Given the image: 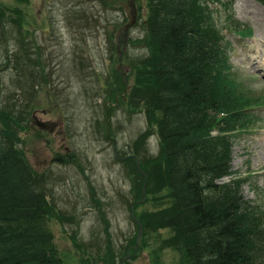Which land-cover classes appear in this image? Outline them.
I'll return each mask as SVG.
<instances>
[{
    "label": "rangeland",
    "instance_id": "rangeland-1",
    "mask_svg": "<svg viewBox=\"0 0 264 264\" xmlns=\"http://www.w3.org/2000/svg\"><path fill=\"white\" fill-rule=\"evenodd\" d=\"M159 1L0 0V135L45 198L59 264H180L172 229L141 225L169 203L150 106ZM207 1L230 42L231 81L258 101L233 141V175L218 183L241 175L245 199L264 206V4ZM228 15L251 36L231 30Z\"/></svg>",
    "mask_w": 264,
    "mask_h": 264
},
{
    "label": "trees",
    "instance_id": "trees-1",
    "mask_svg": "<svg viewBox=\"0 0 264 264\" xmlns=\"http://www.w3.org/2000/svg\"><path fill=\"white\" fill-rule=\"evenodd\" d=\"M151 13L150 106L159 113L169 203L141 217V225L147 229L156 219L172 229L180 264H264V206L245 199L241 175L218 183L233 175V141L254 121L258 101L231 81L230 42L207 0H160ZM233 18L227 16V26L251 36ZM6 138L0 135V264H59L44 226L45 198Z\"/></svg>",
    "mask_w": 264,
    "mask_h": 264
},
{
    "label": "water",
    "instance_id": "water-1",
    "mask_svg": "<svg viewBox=\"0 0 264 264\" xmlns=\"http://www.w3.org/2000/svg\"><path fill=\"white\" fill-rule=\"evenodd\" d=\"M131 4H133V1L131 2ZM133 12H134V9H133ZM134 22H135V19H130L129 22L126 25H124L123 29L127 30ZM35 118H36L35 122L38 126H40L42 128H47L49 126L48 121L39 120V119H37L36 115H35Z\"/></svg>",
    "mask_w": 264,
    "mask_h": 264
},
{
    "label": "bare ground",
    "instance_id": "bare-ground-1",
    "mask_svg": "<svg viewBox=\"0 0 264 264\" xmlns=\"http://www.w3.org/2000/svg\"><path fill=\"white\" fill-rule=\"evenodd\" d=\"M253 61V60H252ZM261 66V65H260ZM261 68V67H260Z\"/></svg>",
    "mask_w": 264,
    "mask_h": 264
}]
</instances>
